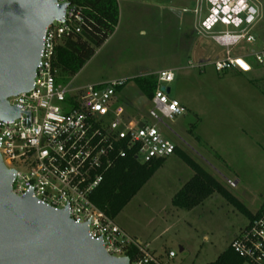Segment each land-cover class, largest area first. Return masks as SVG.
<instances>
[{
	"label": "rangeland",
	"instance_id": "1",
	"mask_svg": "<svg viewBox=\"0 0 264 264\" xmlns=\"http://www.w3.org/2000/svg\"><path fill=\"white\" fill-rule=\"evenodd\" d=\"M117 1L115 30L75 76L60 82L75 89L124 80L118 101L132 117L148 120L153 103L135 79L172 71L170 95L187 112L160 123L162 136L256 212L264 204V64H256L252 55L264 47V0L257 2L262 16L253 31L256 41L228 48L232 56L251 57L253 70L244 74L215 70L214 63L226 57L227 47L198 33L197 0ZM193 174L173 153L114 219L153 253L168 258L174 251L169 264L215 261L250 221L217 192L191 209L175 207L173 196Z\"/></svg>",
	"mask_w": 264,
	"mask_h": 264
},
{
	"label": "built area",
	"instance_id": "2",
	"mask_svg": "<svg viewBox=\"0 0 264 264\" xmlns=\"http://www.w3.org/2000/svg\"><path fill=\"white\" fill-rule=\"evenodd\" d=\"M56 1L65 5L64 15L46 28L33 88L8 99L20 110V116L12 120L0 118V155L4 164L14 170L12 192L18 196L31 193L38 202L55 210L67 209L71 219L86 224L91 238L102 240L112 256H127L130 264H166L160 255L129 236L101 211L92 196L105 174L130 153L147 163L175 152L176 144L163 137L158 128L165 120L187 112L186 106L166 91L175 75L170 70L157 74L148 120L142 115L132 117L118 101L124 80L75 89L64 86L53 67L56 47L82 35L86 17L85 7L77 0ZM257 2L196 1L198 33L210 35L227 47L226 57L214 63L216 71L253 70L249 55L232 56L228 48L241 41H256L253 31L262 16ZM252 58L264 64V47ZM257 212L230 244L244 264H264V204ZM168 257L173 259L176 253L169 251Z\"/></svg>",
	"mask_w": 264,
	"mask_h": 264
},
{
	"label": "water",
	"instance_id": "3",
	"mask_svg": "<svg viewBox=\"0 0 264 264\" xmlns=\"http://www.w3.org/2000/svg\"><path fill=\"white\" fill-rule=\"evenodd\" d=\"M64 10L56 0H0V118L20 116L8 99L33 88L44 33ZM13 175L0 155V264H130L108 254L67 209L14 194Z\"/></svg>",
	"mask_w": 264,
	"mask_h": 264
},
{
	"label": "trees",
	"instance_id": "4",
	"mask_svg": "<svg viewBox=\"0 0 264 264\" xmlns=\"http://www.w3.org/2000/svg\"><path fill=\"white\" fill-rule=\"evenodd\" d=\"M77 2L85 7V31L82 35L64 40L56 47L53 67L58 70L59 80L75 76L94 55L95 49L107 40L119 21L117 0H77ZM248 59L252 61L251 57ZM135 81L139 89L151 99L157 87V74L137 77ZM174 153L179 154L194 171L191 179L173 196L172 202L175 207L191 209L217 192L244 211L250 221L256 217L257 211L252 213L245 208L216 177L189 154L180 150L177 145ZM164 161L165 158H162L143 163L132 153L119 159L105 174L103 182L93 193L94 203L106 215L115 219ZM133 251L136 249L134 248ZM208 264H244V260L229 245L215 261Z\"/></svg>",
	"mask_w": 264,
	"mask_h": 264
},
{
	"label": "crops",
	"instance_id": "5",
	"mask_svg": "<svg viewBox=\"0 0 264 264\" xmlns=\"http://www.w3.org/2000/svg\"><path fill=\"white\" fill-rule=\"evenodd\" d=\"M196 28V27H195ZM240 73V72H239ZM241 74H244V73H241ZM100 83H105V82H96V83H92V84H100ZM82 87V86H81ZM237 183V181L235 182ZM183 250V249H182ZM160 256L162 257L163 261L166 263V264H169V260H171L169 257L166 258V255H163V254H160Z\"/></svg>",
	"mask_w": 264,
	"mask_h": 264
}]
</instances>
